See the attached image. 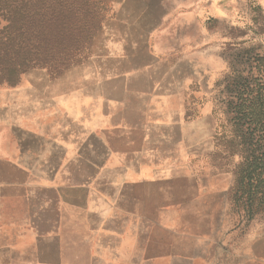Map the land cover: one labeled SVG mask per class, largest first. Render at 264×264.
<instances>
[{
    "label": "rangeland",
    "instance_id": "rangeland-1",
    "mask_svg": "<svg viewBox=\"0 0 264 264\" xmlns=\"http://www.w3.org/2000/svg\"><path fill=\"white\" fill-rule=\"evenodd\" d=\"M102 1L80 63L0 84L37 169L0 173V264H264L226 112L229 75L264 53V0Z\"/></svg>",
    "mask_w": 264,
    "mask_h": 264
},
{
    "label": "trees",
    "instance_id": "trees-1",
    "mask_svg": "<svg viewBox=\"0 0 264 264\" xmlns=\"http://www.w3.org/2000/svg\"><path fill=\"white\" fill-rule=\"evenodd\" d=\"M105 5L102 0H0V84L16 85L35 67L58 76L80 63L106 19ZM242 60L244 70L234 69L226 84V112L240 138L231 143L242 148L235 204L241 217L251 220L264 215V53L246 52Z\"/></svg>",
    "mask_w": 264,
    "mask_h": 264
},
{
    "label": "crops",
    "instance_id": "crops-1",
    "mask_svg": "<svg viewBox=\"0 0 264 264\" xmlns=\"http://www.w3.org/2000/svg\"><path fill=\"white\" fill-rule=\"evenodd\" d=\"M17 90L15 88H0V166L5 165L4 171L0 168V173H21L30 177L35 171L36 164L28 159L30 157L18 144L16 115ZM15 181L9 176L0 178V187H11ZM110 235V232L103 229L99 231L94 239L95 250L109 252V248L100 241V238ZM99 239V241H98Z\"/></svg>",
    "mask_w": 264,
    "mask_h": 264
}]
</instances>
